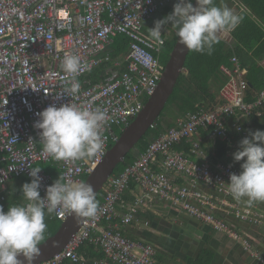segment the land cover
<instances>
[{
  "label": "built area",
  "instance_id": "obj_1",
  "mask_svg": "<svg viewBox=\"0 0 264 264\" xmlns=\"http://www.w3.org/2000/svg\"><path fill=\"white\" fill-rule=\"evenodd\" d=\"M178 2L0 0V206L5 212L6 184L14 177L32 179L31 167L54 162L62 182L84 183L85 176L103 161L110 144L119 139L117 130L122 132L142 111L164 75L163 46L167 33L177 29L171 22L162 27L163 44L150 36V29ZM121 34L130 38L129 52L113 59L111 46ZM218 38L226 37L218 33ZM66 53L79 56L84 66L77 77L80 91L73 97L63 92L69 79L62 69ZM111 61L113 65L98 81L90 76ZM123 64L124 69L118 70ZM220 71L224 82L218 101L209 107L197 103L195 111L178 117L133 163L113 173L101 190L97 215L83 221L61 252L38 264H164L152 243L122 231L156 200L225 234L251 259L264 264V254L251 233L264 229V202L235 199L228 183L242 167L219 159L214 149L211 157L205 149L208 143L224 142L231 155L242 139L251 138V117L263 114L264 88L254 100L247 99L248 68L236 54ZM67 103L106 113L100 129L103 147L93 157L55 160L42 150V130L34 126L38 113ZM38 175L44 197L47 187L59 178L44 169ZM70 214L59 210L50 218L63 221ZM84 245L99 249L103 256L89 260L80 252Z\"/></svg>",
  "mask_w": 264,
  "mask_h": 264
},
{
  "label": "clouds",
  "instance_id": "obj_2",
  "mask_svg": "<svg viewBox=\"0 0 264 264\" xmlns=\"http://www.w3.org/2000/svg\"><path fill=\"white\" fill-rule=\"evenodd\" d=\"M240 19L234 9L226 5L217 7L214 0H196V6L191 0H179L171 14L155 22L150 36L163 44L161 29L171 22L177 29L179 43L187 50L211 55L218 43V33L234 29ZM62 69L69 77L63 92L73 97L80 91L77 77L84 66L79 56L66 53ZM38 115L40 119L34 126L42 130L39 133L42 150L55 160L90 158L102 149L100 129L107 119L104 111L67 103L60 107L50 105ZM250 136L240 141V148L234 153L236 161L244 160L242 171L231 174L228 183L233 197L237 200L247 197L249 204L264 202V131L250 132ZM41 170L31 167V182L22 185L26 203L12 205L7 212L0 206V264H22L18 259L20 254L29 261L39 255V245L47 230L46 214L68 210L79 221L80 218H94L98 213L99 202L93 187L87 183L62 182L60 177L41 197L42 177L38 175Z\"/></svg>",
  "mask_w": 264,
  "mask_h": 264
},
{
  "label": "trees",
  "instance_id": "obj_3",
  "mask_svg": "<svg viewBox=\"0 0 264 264\" xmlns=\"http://www.w3.org/2000/svg\"><path fill=\"white\" fill-rule=\"evenodd\" d=\"M230 0H214L217 7L226 5L230 8ZM233 1V0H232ZM238 11L241 19L239 24L230 30L229 35L224 39L218 38V43L214 45V50L211 55L199 52L190 51L185 63V71H183L177 81L173 94L169 98L167 106L174 111L173 120L166 121L161 113L156 121V127L150 128L146 135L140 140L136 147V152L131 151L127 154L126 159L120 163L115 169L114 174L121 172L128 164L133 163L136 158L142 153L148 144L159 137L167 128L171 127L178 117L185 116L189 112L196 110L197 103H204V106L209 107L218 101L219 90L224 82L220 66L222 64H230L231 57L236 54L241 61V64L248 68L247 78L250 84L248 91V100H254L256 93L264 88V0H237ZM234 2H236L234 0ZM176 29V28H175ZM175 31L167 37L163 46L161 59L164 63L169 58V55L177 40ZM229 42V44H228ZM130 38L126 35H117L114 38V43L111 46L113 59L118 56L123 58L129 52ZM113 65L111 61L107 67L101 66L90 73V76L98 81L103 71ZM125 64L118 70H123ZM254 127L251 132L257 130L264 131V110L261 117L252 116ZM119 134L121 131L117 130ZM114 143L110 144V147ZM209 145L205 149L207 154L212 156V149L216 152L219 159H227L228 146L224 142H218L215 146ZM45 171L55 176L58 175L59 169L54 162L43 163ZM87 178V176H85ZM85 178V179H86ZM25 182H31L27 177H17L10 188L6 208L9 210L12 205L26 203L22 197V185ZM134 186V185H132ZM103 191H100L96 200H102ZM45 222L52 233H55L62 221L56 218H50L46 214ZM44 239L40 242L42 243ZM93 247V246H91ZM94 248V247H93ZM103 255V254H102ZM69 262H66L67 264Z\"/></svg>",
  "mask_w": 264,
  "mask_h": 264
},
{
  "label": "crops",
  "instance_id": "obj_4",
  "mask_svg": "<svg viewBox=\"0 0 264 264\" xmlns=\"http://www.w3.org/2000/svg\"><path fill=\"white\" fill-rule=\"evenodd\" d=\"M233 155H227V160L233 158ZM59 175L60 170L54 176L59 178ZM15 178L17 177L6 184L3 191L6 194L5 207L10 193L9 187L16 184ZM135 191L138 192L139 189L135 188ZM128 196L132 197V194ZM122 231L134 239L152 243L157 250V259L164 264H263L251 259L239 243L225 234L213 231L208 225L184 216L158 200L153 202L151 209L141 212L138 221L124 225ZM251 233L264 254V229H252ZM80 252L89 260L103 256L99 249L90 245L82 246Z\"/></svg>",
  "mask_w": 264,
  "mask_h": 264
},
{
  "label": "water",
  "instance_id": "obj_5",
  "mask_svg": "<svg viewBox=\"0 0 264 264\" xmlns=\"http://www.w3.org/2000/svg\"><path fill=\"white\" fill-rule=\"evenodd\" d=\"M193 6H196V0ZM189 52L184 45L179 43V37H177L166 61L164 75L156 91L149 97L142 111L122 131L119 139L110 147L103 161L85 179L84 183L93 187L96 198L105 182L115 172L117 166L126 159L128 153L136 149L150 126L159 119L173 94L181 73L185 71V63ZM85 219L80 218L78 221L75 214L71 212L67 219L62 221L59 229L45 237L44 241L40 243V253L35 259L26 260L22 254L18 255V259L22 261V264H38L53 257L67 246Z\"/></svg>",
  "mask_w": 264,
  "mask_h": 264
},
{
  "label": "rangeland",
  "instance_id": "obj_6",
  "mask_svg": "<svg viewBox=\"0 0 264 264\" xmlns=\"http://www.w3.org/2000/svg\"><path fill=\"white\" fill-rule=\"evenodd\" d=\"M236 2H234V0L232 1V0H230L229 1V4H231L230 5V8L231 9H234L235 10V12H237L238 11V1L237 0H235ZM163 14V18H165L166 16H168V14L167 13H162ZM230 30L231 29H226V30H224V31H222V32H220V34L222 35V36H224V37H226L227 35H229V33H230ZM169 36H171L172 35V31H169V33H167ZM173 115H174V111L169 107V105L167 106V108H166V110L165 111H163V116L165 117L164 119L166 120V121H172L173 120ZM134 151L136 152V149H134ZM234 158V157H233ZM233 158H231V159H233ZM231 159H228V161L229 162H232V163H235L236 165H238V166H241L243 163H244V160H241V161H236L235 159L234 160H231ZM48 164H41L40 165V167L42 168V169H45V166H47ZM13 185V184H12ZM11 185V186H12ZM184 216H185V214H183ZM213 231H215V230H213ZM51 230L49 229V227H47V230H46V233H45V237H47V236H49L50 234H51ZM216 232H218V231H216Z\"/></svg>",
  "mask_w": 264,
  "mask_h": 264
}]
</instances>
